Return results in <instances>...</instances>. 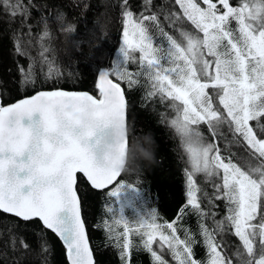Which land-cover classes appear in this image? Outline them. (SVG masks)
Listing matches in <instances>:
<instances>
[{
	"label": "snow or ice",
	"instance_id": "6c2138e0",
	"mask_svg": "<svg viewBox=\"0 0 264 264\" xmlns=\"http://www.w3.org/2000/svg\"><path fill=\"white\" fill-rule=\"evenodd\" d=\"M127 4L123 0L119 57L98 71L99 98L50 91L0 107V210L24 221L39 218L63 241L70 264H94L76 191L77 173L94 188L109 189L110 196L119 193L122 180L117 181L122 174L116 164L130 141L125 138L115 160L105 155L101 141L113 127L127 128L121 82L129 87L137 83L140 73L127 65L138 64L151 83L149 95L159 94L161 102L170 101L175 111L169 123L181 138L191 166L186 170L185 207L190 206L199 217L207 258H197L196 241L187 230L181 238L173 223H156L154 211L136 220L135 228L122 215L115 220L124 227L116 237L122 258L127 260L131 254L129 235L135 231L154 264H169L165 253L175 264H234V260L236 264H264V0H239L237 6L230 0H166L155 8L152 0H144L138 14ZM0 7L14 18L23 17L22 27L27 24L30 12L23 0H0ZM161 15L172 31H165ZM28 29L30 37L31 25ZM48 36L45 21L43 34L37 38L42 49L40 71L48 63L45 75L53 76L59 70L53 72L42 43ZM27 44L31 46V39ZM17 51L27 54L19 45ZM29 59L28 68L19 69L25 81L35 75V61ZM34 113L42 119L25 126L23 118ZM84 115L89 122H84ZM201 124L208 127L211 141L201 134ZM228 135V142L242 146L245 154L237 157L227 151L222 155L218 140H227ZM97 150L102 152V161ZM197 173L204 175L213 190L210 195L203 193L207 200L203 207L193 178ZM217 201L223 203L220 219L214 210L220 207ZM63 209L71 213L67 220L58 217ZM109 211L113 212L111 206ZM225 234L240 241L231 255L225 250ZM154 244L159 251L153 249Z\"/></svg>",
	"mask_w": 264,
	"mask_h": 264
},
{
	"label": "trees",
	"instance_id": "16d2710c",
	"mask_svg": "<svg viewBox=\"0 0 264 264\" xmlns=\"http://www.w3.org/2000/svg\"><path fill=\"white\" fill-rule=\"evenodd\" d=\"M23 2L29 6L30 12L27 24L23 27V17L14 18L0 7V107L48 89L84 90L99 95L96 88L98 71L111 66V61L122 45L123 0H30V4L29 0ZM143 2L144 0H128L127 7L138 14L142 10ZM152 3L155 8L164 5L166 0H152ZM230 3L237 6L239 0H230ZM160 19L165 31H172L163 15ZM45 21L49 36L42 42L48 49L44 57L50 62L53 72L59 70V74L53 76L45 75L48 63L44 65V72L40 71L42 58L39 52L42 49L37 38L43 34ZM28 25H31L30 37L27 35ZM69 25L71 31L62 30ZM185 27L191 28L190 25ZM152 34L159 42L160 37L154 29ZM29 39L31 46L27 44ZM18 45L26 55L17 51ZM30 57L35 61V75L33 80L25 81L19 69L28 68ZM128 69L133 73H140L135 77L137 83L131 87L126 82H121L128 100V127L132 131L129 141L133 136L151 132L155 138L156 156L154 164L145 165L141 172L124 174L120 179L123 187L119 196L124 204L132 205V209L126 205L133 221L130 228H135L134 219H137L140 210H144L146 216L154 211L156 223H173L181 238H184L187 230L196 241L194 252L197 258L204 261L207 256L200 235L199 217L190 206L185 207L186 170H191V166L181 138L169 123L175 116V111L171 112L170 101L161 102L159 94L149 95L152 91L151 83L140 68L129 66ZM202 128L206 141H211L213 137L208 127L203 124ZM230 140V135L227 140H218L222 155L227 151L237 157L245 154L242 146L231 144L228 142ZM193 178L200 188L197 197L201 200L202 207L206 206L207 200L203 193L210 195L213 191L211 185L202 173H197ZM125 188L129 194H124ZM77 190L81 197L83 217L96 264H154L151 254L144 250L142 239L135 231L129 235L133 245L131 254L127 260L122 258L116 237L124 231V227L123 224L115 223L119 216L120 198L108 195L109 190L93 189L82 175H78ZM138 191L142 193L143 199L139 197ZM216 203L220 207L214 210L218 211L216 218L220 219L224 211L223 203ZM110 206L113 212L109 211ZM207 222L211 223L210 220ZM123 239L120 236L121 242ZM223 240L226 243L225 250L230 255L240 244L238 238L231 234H225ZM21 241L29 247L24 248ZM153 249L159 251L155 244ZM66 251L57 236L39 220L24 221L0 211V264H69ZM165 259L169 264H175L166 253Z\"/></svg>",
	"mask_w": 264,
	"mask_h": 264
},
{
	"label": "clouds",
	"instance_id": "9594fccd",
	"mask_svg": "<svg viewBox=\"0 0 264 264\" xmlns=\"http://www.w3.org/2000/svg\"><path fill=\"white\" fill-rule=\"evenodd\" d=\"M84 122H89V117H82ZM132 135L129 127L120 129L113 127L108 131L101 141V149L112 160L119 157V146L124 143L125 138ZM156 162L155 138L151 132L133 136L124 155L116 164L117 169L124 174H131L143 171L145 165H152Z\"/></svg>",
	"mask_w": 264,
	"mask_h": 264
},
{
	"label": "water",
	"instance_id": "95a60500",
	"mask_svg": "<svg viewBox=\"0 0 264 264\" xmlns=\"http://www.w3.org/2000/svg\"><path fill=\"white\" fill-rule=\"evenodd\" d=\"M122 86V85H121ZM123 87V86H122ZM50 91H66V92H75V93H88V94H91V95H93V96H96V95H94V94H92V93H90V92H88V91H84V90H80V91H71V90H62V89H48V90H41V91H39V92H37V93H35V94H33V95H31V96H28V97H25V98H23V99H21V100H24V99H28V98H31L32 96H35V95H37L38 93H40V92H50ZM97 98H99V96H96ZM21 100H18V101H16V102H14V103H11V104H8V105H5V106H10V105H12V104H15V103H18V102H20ZM125 100H126V110H125V114H126V123H127V127H128V100H127V96H126V93H125ZM42 119V117H41V114L40 113H34L33 115H32V117H27V116H25L24 118H23V120H22V123L25 125V126H27V125H29V124H32L33 122H36V123H39V121ZM93 143H94V141H93ZM97 158L99 159V160H101L102 161V152L100 151V150H97ZM82 175L85 179H86V177L82 174V173H77V183H78V175ZM122 177V176H121ZM121 177H119L118 178V181L121 179ZM87 180V179H86ZM117 181V182H118ZM87 182L90 184V182L87 180ZM77 183H76V191H77V195H78V197H79V199H80V204H81V214H82V218H83V220H84V217H83V210H82V202H81V197H80V195H79V193H78V190H77ZM90 186L93 188V189H95V190H98V191H105V190H107V189H96V188H94L91 184H90ZM110 187H112V186H110ZM0 211H2V210H0ZM3 212V211H2ZM7 214H10V213H7ZM11 215H13V214H11ZM13 216H15V215H13ZM71 216V213L69 212V210L68 209H63V210H61V212L60 213H58V217L61 219V220H67L69 217ZM19 218V217H18ZM20 219H22V218H20ZM33 219H37V220H39V218H33ZM32 219V220H33ZM23 220V219H22ZM40 221V220H39ZM41 223H42V221H40ZM84 222H85V220H84ZM42 225H43V223H42ZM44 226V225H43ZM45 228H46V226H44ZM85 228H86V232H87V236H88V241H89V246H90V248H91V251H92V255H93V260H94V264H96V258H95V254H94V251H93V248H92V245H91V242H90V239H89V234H88V230H87V226H86V223H85ZM47 229V228H46ZM48 230H50V229H48ZM51 232H53L52 230H50ZM54 233V232H53ZM56 236H57V238L60 240V242L63 244V246L66 248V246L64 245V243H63V241L59 238V236L56 234V233H54ZM66 255H67V251H66ZM67 261H68V263L70 264V260H69V258H68V255H67Z\"/></svg>",
	"mask_w": 264,
	"mask_h": 264
},
{
	"label": "rangeland",
	"instance_id": "374dc122",
	"mask_svg": "<svg viewBox=\"0 0 264 264\" xmlns=\"http://www.w3.org/2000/svg\"><path fill=\"white\" fill-rule=\"evenodd\" d=\"M135 55L137 56V57H139V55L140 54H138V53H135ZM118 57H119V52L117 53V55H115V57H114V60H116V59H118ZM129 66H133V67H136V68H139V65L138 64H133V63H129V65H128V67ZM202 126H203V124H201V125H199V130H200V132H201V134H203V128H202ZM118 183V182H117ZM115 186V185H114ZM113 186V187H114ZM119 187H120V189L123 187V184H122V182H121V184L120 185H118ZM125 190H126V192H124V194H129V191H128V189L127 188H125ZM119 194H120V191H119V193L116 195V196H114V197H116L117 199H119L120 198V201H119V216H123L125 219H127L128 221H129V227L133 224V221H132V218L129 216V213H128V211H129V208H131L132 209V205L130 204V203H128V204H124L123 202H122V200H121V197L119 196ZM138 195H139V197H141L142 199L144 198L143 196H142V193L141 192H139L138 191ZM129 207H127V206ZM125 209V210H124ZM137 213H138V211H137ZM139 213L140 214H138L137 215V219H134V222L136 221V220H138V219H140L141 217H146V212L143 210H140L139 211ZM119 218V217H118ZM142 231H143V229H141ZM132 233V232H131ZM130 233V234H131Z\"/></svg>",
	"mask_w": 264,
	"mask_h": 264
},
{
	"label": "bare ground",
	"instance_id": "6f19581e",
	"mask_svg": "<svg viewBox=\"0 0 264 264\" xmlns=\"http://www.w3.org/2000/svg\"><path fill=\"white\" fill-rule=\"evenodd\" d=\"M169 108H170V110H171V112L173 113L174 112V110L170 107V105H169Z\"/></svg>",
	"mask_w": 264,
	"mask_h": 264
}]
</instances>
